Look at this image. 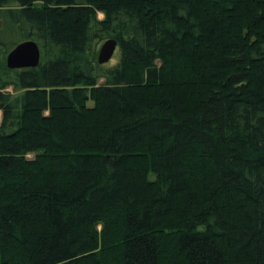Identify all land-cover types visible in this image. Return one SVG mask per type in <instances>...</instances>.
<instances>
[{
	"label": "trees",
	"instance_id": "obj_1",
	"mask_svg": "<svg viewBox=\"0 0 264 264\" xmlns=\"http://www.w3.org/2000/svg\"><path fill=\"white\" fill-rule=\"evenodd\" d=\"M0 113V264H264V0H0Z\"/></svg>",
	"mask_w": 264,
	"mask_h": 264
},
{
	"label": "water",
	"instance_id": "obj_2",
	"mask_svg": "<svg viewBox=\"0 0 264 264\" xmlns=\"http://www.w3.org/2000/svg\"><path fill=\"white\" fill-rule=\"evenodd\" d=\"M117 40L115 38L105 39L97 50V62L105 64L112 58L116 47ZM40 61V47L38 43L32 39L24 40L16 44L6 55L5 63L8 68L19 69L27 67H35Z\"/></svg>",
	"mask_w": 264,
	"mask_h": 264
},
{
	"label": "rangeland",
	"instance_id": "obj_3",
	"mask_svg": "<svg viewBox=\"0 0 264 264\" xmlns=\"http://www.w3.org/2000/svg\"><path fill=\"white\" fill-rule=\"evenodd\" d=\"M98 16H99V18H102L103 15H102L101 13H99ZM99 46H100V45H99ZM98 48H99V47H98ZM117 56H118V50H115V52H114L112 58L109 60V62H110V63H111V62H114V61L116 60ZM109 62H108V63H109ZM8 89L11 90V87H9ZM89 104H91V101H89ZM29 156H32V155H29Z\"/></svg>",
	"mask_w": 264,
	"mask_h": 264
},
{
	"label": "bare ground",
	"instance_id": "obj_4",
	"mask_svg": "<svg viewBox=\"0 0 264 264\" xmlns=\"http://www.w3.org/2000/svg\"><path fill=\"white\" fill-rule=\"evenodd\" d=\"M0 119H1V113H0Z\"/></svg>",
	"mask_w": 264,
	"mask_h": 264
}]
</instances>
